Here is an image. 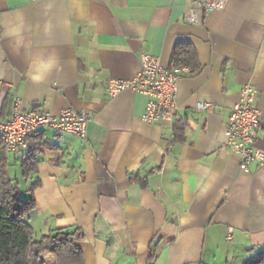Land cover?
<instances>
[{
  "label": "crops",
  "instance_id": "1",
  "mask_svg": "<svg viewBox=\"0 0 264 264\" xmlns=\"http://www.w3.org/2000/svg\"><path fill=\"white\" fill-rule=\"evenodd\" d=\"M192 5L0 0V28L22 29L0 39L5 118L16 96L21 110L93 116L85 138L46 129L9 152L16 167L32 154L38 160L24 179L26 191L37 184L27 218L35 235L78 228L86 264L97 256L106 264H246L264 254V164L244 171L224 143L231 108L252 85L262 112L255 147L264 153V0H226L199 25L187 20ZM179 44L193 49L199 68L178 83L174 124L145 122L143 94L108 96V80L133 78L142 53L170 67ZM50 53L60 71L33 85L27 72L40 69L30 61Z\"/></svg>",
  "mask_w": 264,
  "mask_h": 264
},
{
  "label": "built area",
  "instance_id": "2",
  "mask_svg": "<svg viewBox=\"0 0 264 264\" xmlns=\"http://www.w3.org/2000/svg\"><path fill=\"white\" fill-rule=\"evenodd\" d=\"M187 20L193 25L201 24L207 15L223 10L226 0H192ZM190 67L183 61L164 67L160 58L142 53L141 68L128 80L111 78L107 82L110 98L125 90L148 97L143 120L150 124H174L179 120L176 95L181 78L190 74ZM21 99L14 98L9 118L4 117L3 98L0 95V142L10 153H18L27 146L28 138L35 133L50 129L55 132L69 133L85 138L93 116L86 111L65 109L58 116L46 111L21 110ZM196 108H211L208 102H198ZM262 126V112L259 106V92L252 85L242 89L240 100L231 108L225 128V146L241 159V168L248 171L253 162L264 164V153L255 144ZM232 232V229L229 230Z\"/></svg>",
  "mask_w": 264,
  "mask_h": 264
},
{
  "label": "trees",
  "instance_id": "3",
  "mask_svg": "<svg viewBox=\"0 0 264 264\" xmlns=\"http://www.w3.org/2000/svg\"><path fill=\"white\" fill-rule=\"evenodd\" d=\"M179 60H183L192 70L199 68L196 54L188 45L176 46L173 62ZM4 117H7L5 113ZM37 164L38 160L33 154L23 159L21 171L24 179L37 172ZM11 166L6 145L0 142V264H46L45 255L52 257V262L47 264L85 262L78 245L83 234L78 228L59 229L39 240L34 239L35 230L27 218L36 207L33 191L37 184L24 195L16 174L10 173ZM246 264H264V254Z\"/></svg>",
  "mask_w": 264,
  "mask_h": 264
},
{
  "label": "clouds",
  "instance_id": "4",
  "mask_svg": "<svg viewBox=\"0 0 264 264\" xmlns=\"http://www.w3.org/2000/svg\"><path fill=\"white\" fill-rule=\"evenodd\" d=\"M20 36H22V29L19 26L14 25L0 28V39H16ZM36 66L39 67V71L27 72V79L33 85L44 83L53 73L60 71V61L55 53H50L46 57H39L31 60L29 68ZM142 248L143 244H139L138 249ZM81 264H86V262H81ZM96 264H106L105 258L97 256Z\"/></svg>",
  "mask_w": 264,
  "mask_h": 264
},
{
  "label": "rangeland",
  "instance_id": "5",
  "mask_svg": "<svg viewBox=\"0 0 264 264\" xmlns=\"http://www.w3.org/2000/svg\"><path fill=\"white\" fill-rule=\"evenodd\" d=\"M15 172H17V174H18V176H17V177H18V181H19L20 186H21V188H22V190H23V194L25 195V191H26L27 188L30 187V184H31V183H30V182H26V181L24 180V178H23V174H22V171H21V166L16 167L15 165H12V168H10V173H11L12 175H14ZM39 237H40V236H37V234L34 235V238H35V239H36V238L39 239ZM44 258H45L44 261H46V262H45L46 264L52 262V257H51L50 255H45Z\"/></svg>",
  "mask_w": 264,
  "mask_h": 264
}]
</instances>
